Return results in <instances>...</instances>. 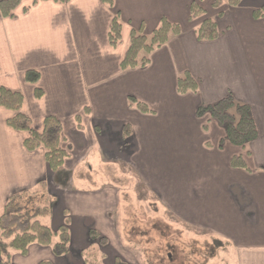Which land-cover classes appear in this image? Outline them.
<instances>
[{
	"label": "crops",
	"instance_id": "0c3cea01",
	"mask_svg": "<svg viewBox=\"0 0 264 264\" xmlns=\"http://www.w3.org/2000/svg\"><path fill=\"white\" fill-rule=\"evenodd\" d=\"M215 1L203 0L206 15L193 23L191 7L199 0H115L113 7L102 0H23L13 17L0 15V87L23 94L22 113L35 129L46 117L58 119L69 152L53 172L44 150L29 152L28 134L8 126L16 113L0 109V218L10 197L28 194L34 209L50 210L41 224L56 232L68 221L70 233L68 255L33 244L26 255L13 252L11 264H89L95 251L106 264L108 247L118 241V191L95 179L100 169L117 167L134 174L177 220L225 242L226 264H264V16H255L264 0L237 6L223 0L219 9ZM116 16L122 40L112 47ZM205 18L217 22L216 41L196 37ZM163 19L182 32L155 49L145 67L123 71L132 32L151 35ZM29 71L39 73L37 84L26 81ZM185 72L197 92L179 93ZM229 93L250 107L258 128L244 148L226 141L210 115L198 116L201 106ZM236 156L246 168L232 166ZM88 179L90 189L81 188ZM92 230L106 246L92 241Z\"/></svg>",
	"mask_w": 264,
	"mask_h": 264
},
{
	"label": "trees",
	"instance_id": "16d2710c",
	"mask_svg": "<svg viewBox=\"0 0 264 264\" xmlns=\"http://www.w3.org/2000/svg\"><path fill=\"white\" fill-rule=\"evenodd\" d=\"M23 0H0V15L3 18L13 17L14 11L21 5ZM66 2L69 0H56ZM109 7L114 6L115 0H102ZM194 3L191 7V22L206 15L201 6V2ZM242 0H227L229 5L237 6ZM223 0H216L214 8L219 9L223 5ZM255 16H264V7L255 11ZM182 32L180 25L173 24L166 19L161 21L157 29L151 35H146L143 30L133 31L127 50L121 62L123 71L137 67H145L149 63V55L157 48L167 44L173 36ZM195 34L199 41H216L219 38L217 22L212 18H205L195 28ZM110 44L116 47L122 40V24L116 16L109 34ZM27 82L37 84L39 73L29 71L25 75ZM198 83L193 79L189 72L180 75L178 80V91L180 94L197 92ZM37 97L41 92L37 91ZM132 106L137 107L143 112L149 109L131 98ZM24 96L20 92L8 90L0 87V109H7L15 112V116L8 120V126L16 131L28 134L24 141V146L29 152L39 149L44 150L45 160L53 172L59 171L67 158L69 152L62 147L65 141L63 136V126L55 117H46L42 124V129L37 130L33 127L32 121L26 114L22 113ZM210 115L211 118L223 128L226 134V141L238 147L246 145L258 138V128L254 120L250 107L237 101L229 93L223 100L213 105H203L198 110V116ZM126 135L128 129L126 128ZM232 166L235 168H246L245 160L242 156L232 159ZM28 194H18L9 198L5 205L4 213L0 218V263L11 264L12 253L20 252L22 255L28 253L29 247L38 244L45 247H52L55 256L63 257L70 253V233L69 222L66 221L59 231H52L51 228L44 226L39 221L40 217L48 215V206H39L34 209ZM92 241L99 240L101 246H106V238H100L99 234L92 230L90 233ZM57 238V241L54 239ZM215 247L226 248L227 244L221 240H215ZM92 252V251H90ZM100 255V253H98ZM89 264H97V255L89 256ZM92 260V262L90 261ZM103 262V259H102ZM40 264H52L44 261ZM105 264V263H102ZM115 264H128L120 259L115 260Z\"/></svg>",
	"mask_w": 264,
	"mask_h": 264
},
{
	"label": "rangeland",
	"instance_id": "374dc122",
	"mask_svg": "<svg viewBox=\"0 0 264 264\" xmlns=\"http://www.w3.org/2000/svg\"><path fill=\"white\" fill-rule=\"evenodd\" d=\"M100 179L118 191L113 213L114 235L118 241L113 248L108 247L107 251L111 253L106 264H115L116 259L129 264L227 263L224 249L215 247L217 239L204 231L194 230L162 209L129 170L119 167L100 169L95 180ZM91 182L92 179H88L80 186L90 189L87 183ZM98 253L95 251L92 256L96 254L97 264H102L104 258Z\"/></svg>",
	"mask_w": 264,
	"mask_h": 264
}]
</instances>
